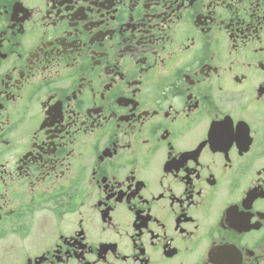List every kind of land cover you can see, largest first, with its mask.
I'll list each match as a JSON object with an SVG mask.
<instances>
[{"label":"flooded vegetation","instance_id":"flooded-vegetation-1","mask_svg":"<svg viewBox=\"0 0 264 264\" xmlns=\"http://www.w3.org/2000/svg\"><path fill=\"white\" fill-rule=\"evenodd\" d=\"M0 264H264V0H0Z\"/></svg>","mask_w":264,"mask_h":264}]
</instances>
